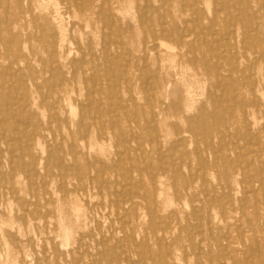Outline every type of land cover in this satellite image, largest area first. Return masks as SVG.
Instances as JSON below:
<instances>
[{"label":"rangeland","instance_id":"1","mask_svg":"<svg viewBox=\"0 0 264 264\" xmlns=\"http://www.w3.org/2000/svg\"><path fill=\"white\" fill-rule=\"evenodd\" d=\"M232 1L109 0V13L125 28V75L116 86L129 110L128 115L123 112L124 142L110 133L98 135L91 146L77 142V163L85 177L71 179L67 190L59 184L65 175L73 176L66 170L68 161L56 160L59 166L52 175L41 170L34 175L33 186L1 157L0 264H55L57 260L61 264H114L119 259L115 264H154L153 257L159 253L165 254V264H264V0ZM70 20L65 17L63 23L67 26ZM159 24L165 25V33L161 34ZM163 34L169 38L164 40ZM70 47L73 56L77 44ZM215 101L219 105L214 106ZM219 117L232 123V128L218 137H203L200 129L216 127ZM134 162L142 168L134 167ZM51 178L53 183H49ZM47 183H52L54 191L50 196L45 194ZM75 200L85 207L79 215L73 210ZM149 212L155 213L153 218ZM143 252L148 253L145 258Z\"/></svg>","mask_w":264,"mask_h":264},{"label":"bare ground","instance_id":"2","mask_svg":"<svg viewBox=\"0 0 264 264\" xmlns=\"http://www.w3.org/2000/svg\"><path fill=\"white\" fill-rule=\"evenodd\" d=\"M221 2H222V0H221ZM195 5H196V3H195ZM109 7L111 8V6L109 5V0H0V158L2 157V159H4V161L6 160V163L9 164V167L11 168V170H14L15 172L18 170L19 172L21 171V173L25 174L26 180L32 184L34 182H36V181L33 182V180L35 178L34 175H38V173L41 170L45 171L47 174L52 175L55 168H57L59 166V164L56 162V160L64 159V160L68 161V163H69L68 166H66V170L67 171L71 170L73 172L72 177H69L70 175L66 176L65 174H63V175H65V177L62 178L60 181L59 186L63 189H66V187H67L66 185H68V183L71 181V179L77 180V178L79 179L80 176L85 177L84 175H82L83 174L81 171L82 167L77 163V157H78L77 142H80V141L85 142L86 141V143L89 144L88 146H91L93 141L97 140L98 135L105 134V133L119 135L121 140H123V135L125 132V127L123 125L125 122V120H123V112L126 113V111H129V110H128L127 106L124 104L123 101H125V100H124V98H122L120 96V94L118 92L119 90H117L116 86H117L118 79L122 78V76L125 75V72H124L125 69L123 68V54H124V46H125L124 45L125 28L123 26V23L119 22V19L117 17L115 18L111 13H109L110 12ZM219 7H220V9H219ZM219 7H218V9L221 10L222 7L221 6H219ZM142 8H144V7H142ZM151 8H149L148 11ZM222 9L224 10V7ZM226 9H225V11H226ZM196 10H197V8H196ZM236 11H239V10L236 9ZM151 12H153V11H151ZM144 15L145 14H143L142 16H144ZM198 15H199V13H198ZM150 16H151V14H150ZM194 16H195V14H194ZM65 17L71 19L70 24L67 26H66V24L63 23V20L65 19ZM160 18H162V17H160ZM160 18H158V19H160ZM230 18H231V16H230ZM146 21H145V23H147ZM188 21L189 20H187L186 22H188ZM251 21H252V19H251ZM212 22H214V21H212ZM249 22H250V19H249ZM225 24H226V22H225ZM145 25H147V24H145ZM163 25L164 24H159V31L161 32V34H162V32L165 33V31H167L164 28L165 25L164 26ZM212 25H216V24H212ZM256 25H258V24H256ZM143 26H144V22H143ZM146 27L148 28V26H146ZM150 27H151V25H150ZM152 27H154V26L152 25ZM241 27H243V26H241ZM258 27H259V25H258ZM210 28H212V27H210ZM213 28L215 31L216 27L214 26ZM188 31H189V29H188ZM233 31H234V29H233ZM149 32L151 34L150 29H149ZM154 32L155 31L153 30L152 35H153L154 39H156L155 36H156L157 32H155V33ZM193 32H191V33H193ZM254 32H256V31H254ZM183 33H184V30H183ZM202 33H204V32H202ZM200 34L199 33L197 34V39H198V36ZM256 34L257 35L259 34L258 31L256 32ZM168 35L169 34H167V36ZM171 36H173V34H171ZM208 36H210V35H208ZM236 36H238V35H236ZM243 36H244V34H243ZM164 37H166V36L164 35L162 38L164 39ZM222 37H223V35H222ZM247 37H248L247 39H249V36H247ZM168 38L166 37V39H168ZM181 38H182V36H181ZM181 38H179V39H181ZM225 39L226 38H224V40ZM236 39H238V38H236ZM192 41H193V39H192ZM214 41H216V40H214ZM144 42H146V41H144ZM197 42H199V40ZM246 42L244 44H246ZM73 43L77 44V49H76V52L74 53V55L71 56L70 55L71 54V47L70 46ZM193 43L194 42H192V44ZM262 43L263 42H261V44ZM261 44H260V46H262ZM177 45H178V43H177ZM206 45H208L207 42H206ZM225 45H227V44H225ZM225 45H223V46H225ZM247 47H249V46H247ZM194 48H193V51H194ZM217 50H218V48H217ZM209 52H212V51L209 50ZM221 52H222V49H221ZM129 53H130V51H129ZM255 53H257V52H255ZM126 54H128V53L125 52V55ZM244 54H246V53H244ZM227 55H229V54H227ZM238 55L239 54H236V56H238ZM213 56H215V55L213 54ZM193 57L195 58V56H193ZM210 57H211V59H213L212 56H210ZM222 57H223V55H222ZM244 57H245V55H244ZM216 58H214L215 62L218 60ZM263 59L264 58H262V60ZM259 60H260V58H259ZM236 61H240V59L239 60L237 59ZM246 61H247V59H246ZM230 62H232V61H230ZM125 63H127V62H125ZM134 64H135V62H134ZM228 65H230V64H228ZM133 66L135 67V65H133ZM207 66H208V64H207ZM220 66H221V64H220ZM237 66H238V64H237ZM126 67H127V65H126ZM130 67H128V68H130ZM144 67H146V66H144ZM234 68H237V67H234ZM217 69H218V67H217ZM232 70L234 71L235 69H231L230 72H232ZM137 72H138V70H137ZM250 72H251V70H250ZM216 74L218 76V73H216ZM249 76L251 77V74ZM111 77L114 79L113 82H112ZM246 77H248V76H246ZM148 78L149 77H147V79ZM147 79H145V80H147ZM141 83H142V81H141ZM246 83H247V81H246ZM232 84H233V80H232ZM232 84H230V86L233 87ZM255 85H256V83H255ZM221 90H223V89H221ZM129 92H132V89ZM226 94H225V96H226ZM152 95H153V93H152ZM216 97H215V99H216ZM211 98L212 97H210V99ZM225 99H223V100H225ZM127 100H131V99H127ZM227 100H228V98H227ZM217 101H218V99H217ZM217 101H215L216 104L214 106L219 105V102H217ZM212 102L214 104V101H212ZM221 106H222V104H221ZM233 106H234V103H233ZM240 106H241V104H240ZM250 106H252V105H250ZM252 107H251V109H252ZM231 108L233 109V107H231ZM224 110H230V109L227 108ZM243 110H245V109H243ZM136 111L137 110H135V112ZM215 113H217V112H215ZM126 114L128 115L129 113H126ZM154 115H155V113H154ZM230 115H232V113ZM152 117H153V115H152ZM209 117L213 118V117H211V114ZM222 117H219V119L217 120V122L219 124L216 127L212 128V129H208L205 126L202 129H200L201 135L203 137H206V138L211 137L212 135H215L218 137L219 135L224 133L223 131H225L226 128H229V127L232 128V126H231L232 123L227 124L226 123L227 120L224 121L223 120L224 117L223 118ZM214 118H215V116H214ZM216 118H218V115H216ZM224 119H226V118H224ZM245 121H247V120H245ZM213 125H215V124H213ZM249 126H251V125L249 124ZM248 130H250V129L248 128ZM227 131H230V130L227 129ZM150 133L151 132H149V134ZM252 134H253V132H252ZM235 135L233 134V136H235ZM247 135L249 136V134H247ZM150 136H151L150 139L154 142L155 137H153V134H150ZM155 136H156V134H155ZM242 137H244V136H242ZM251 138H252V136H250V139ZM240 139H242V138H240ZM105 140H106V138H105ZM179 141H180V139H178V141H176V142H179ZM102 142H104V141H102ZM123 142H124V140H123ZM258 142H259V140H258ZM247 144H248V142H247ZM249 144H252V143H249ZM256 144H258V143H256ZM177 145H178V143H177ZM235 145H237V144H235ZM145 146H146V144H145ZM160 146H162V145H160ZM179 146H181V145H179ZM261 148H263V147L261 146ZM100 149L103 150L101 148V146H100ZM152 149H154V148L152 147ZM174 149H175V147H174ZM156 152H157V149H156ZM258 153H259V151H258ZM258 153H257V155H258ZM160 155H162L161 152H160ZM242 155H243V153H242ZM168 157H170V156H168ZM158 161H159V159H158ZM159 162L161 163V161H159ZM262 163H263V167H264V162H262ZM118 165L119 164H116V166H118ZM133 166L138 168V169L142 168L136 162L133 163ZM60 167H62V169L65 168L64 166H60ZM60 167H59V169H60ZM147 167H151V164H146V168ZM162 167L165 168L166 164L163 165ZM158 169H160V168H158ZM156 173H155V175L158 176ZM168 174H169V172H168ZM189 174H190V172H189ZM130 176H131V174H130ZM13 177H14V174H13ZM1 179L2 178H0V180ZM130 179H131V177H130ZM82 180H83V178H82ZM96 180H97V178H96ZM138 180H139V178H138ZM150 180H153V179H150ZM159 180H161V179H159ZM52 181L53 180L51 178V180H49V183ZM246 181H248V180H246ZM5 182H6V180H5ZM137 182H135V184ZM154 182L157 183L156 180ZM250 182L251 181L249 180V183ZM261 182H263V180H261ZM49 183H47L48 187L44 188L45 194L46 193H48V194L54 193V191L51 188V185L53 182L51 183V185ZM243 183H244V181H243ZM0 185H1V182H0ZM34 185H35V183L33 184V186ZM99 185H101V184H99ZM260 185H261V183H260ZM4 187H5V185H4ZM37 187H35V188H37ZM258 187H260V186H258ZM10 188H12V187H10ZM262 189H263V187H262ZM70 190L72 191V189H70ZM153 191H155V190H153ZM68 192L66 194H68ZM80 192H79V194H80ZM244 194H246V193H244ZM87 195H88V193H87ZM254 195L256 196V194H254ZM35 196L37 197V195H35ZM49 196H50V194H49ZM138 196H136V197H138ZM213 196H215V195H213ZM11 197H12V194H11ZM114 197H116V196H114ZM148 198H149V195H148ZM12 199H10V200H12ZM138 199H139V197H138ZM152 199H154V198H152ZM15 200H17V198H15ZM120 200H121V197H120ZM37 201L38 200H36V202ZM44 201H45V199H44ZM164 201H165L164 202L165 205H166V203L169 202V200H167V197L164 199ZM36 202L33 204H37ZM242 202H243V200H242ZM247 202H248V198H247ZM11 204H13V203H11ZM27 204H29V202ZM72 204H73V210H74L76 215L81 214L85 210V207L83 208L81 206V204L76 200L74 202H72ZM113 204H114V202H113ZM15 205L17 206V204H15ZM39 206H40V204H39ZM44 206H45V204H44ZM36 207H38V205H36ZM244 208H246V206ZM22 210H24V209L22 208ZM35 210H37V209H35ZM12 212H10V213H12ZM47 212H49V211H47ZM36 213H37V211H36ZM153 214H155V213H153ZM153 214L150 215V216H152V218H153ZM46 215H48V214H46ZM59 215H60V213H59ZM175 215H176V213H175ZM156 218H159V216ZM37 219H39V217H37ZM45 220H47V218ZM40 221L42 222V220H40ZM124 221H126V220H124ZM155 222H154V224H155ZM45 223H44V225H45ZM56 223L60 224V221L56 222ZM46 227L47 226L45 225V228ZM104 228H106V227H104ZM108 229L111 230L110 227ZM157 229L158 228H155L154 230H157ZM166 229H169V228H166ZM161 231H163V230H160V232ZM123 233H124V230H123ZM163 233H164V231H163ZM68 235H69V233L65 232V236L67 237ZM94 238H95V236H94ZM126 238H127V236H126ZM156 245H157V242H156ZM80 246H81V244H80ZM84 246H86V245H84ZM88 247L89 246H87V248H86L87 251L89 250ZM113 248H114V246H113ZM32 249H35V248H32ZM77 249H78V247H77ZM42 250H43V248H42ZM95 250H96V248H95ZM122 250L124 251V249H122ZM57 252H59V251H57ZM111 253H112V251H111ZM141 254L145 258L148 253L143 252ZM193 254H194V252H193ZM112 255H113V253H112ZM192 255H190V256H192ZM119 256L115 255V257H119ZM48 257L51 258L50 256H48ZM101 257L103 258L102 255H101ZM109 257H111V256H109ZM38 260L40 261V259H38ZM96 260H98V259H96ZM119 260L115 263H119ZM129 260H131V259H129ZM22 261H24V260H22ZM152 261H154V264H165L166 263L165 254L159 253L156 257H153ZM130 262H132V261H130ZM56 263L61 264V262H58V260L55 261V264ZM47 264H49V263H47Z\"/></svg>","mask_w":264,"mask_h":264}]
</instances>
